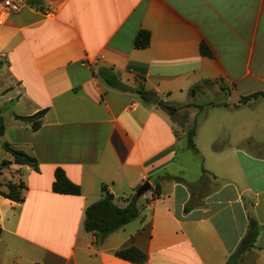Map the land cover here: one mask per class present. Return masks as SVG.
Listing matches in <instances>:
<instances>
[{
  "label": "crops",
  "instance_id": "1",
  "mask_svg": "<svg viewBox=\"0 0 264 264\" xmlns=\"http://www.w3.org/2000/svg\"><path fill=\"white\" fill-rule=\"evenodd\" d=\"M0 24V189L22 181V201L0 194V264H226L258 225L253 246L232 264H264V0H27ZM149 44L134 46L140 30ZM204 41L212 57L199 52ZM111 67L128 90L94 72ZM214 83L215 104L196 102L195 84ZM148 91L145 100L138 89ZM157 95L153 103L150 96ZM159 101L186 111L175 117ZM45 109L40 126L14 117ZM194 125L200 171L174 164ZM32 155L13 162L2 144ZM218 148L214 149L213 146ZM61 167L80 194L53 192ZM189 188L167 176H180ZM194 172V168H193ZM144 181L150 190L134 198ZM158 182L160 193L153 196ZM137 217L105 237L83 227L101 185ZM137 224H134L136 223ZM132 225V226H131ZM135 246L142 262L115 251Z\"/></svg>",
  "mask_w": 264,
  "mask_h": 264
},
{
  "label": "trees",
  "instance_id": "2",
  "mask_svg": "<svg viewBox=\"0 0 264 264\" xmlns=\"http://www.w3.org/2000/svg\"><path fill=\"white\" fill-rule=\"evenodd\" d=\"M150 34L147 30L140 29L134 37V46L136 48H143L149 44ZM199 52L202 55L212 57V52L209 49L208 45L201 41L199 44ZM94 74L99 75L102 77L105 82L115 88L121 90H128L129 88L125 86L122 82H120L117 75L113 72L111 67H99L96 72L93 71ZM200 84L193 85L189 92L190 94H194L196 89L199 87ZM138 93L145 99H148V91L139 88ZM258 96H264V92L256 91L252 92L247 95L240 96V102L245 103L251 99L257 98ZM159 106L164 108L169 114L173 115L176 110L178 109V105L159 101L157 103ZM45 109L39 110L31 115L21 116L14 114V117L26 121L30 123L32 130H37L41 124L40 118L44 114ZM194 125L186 130V135L188 139V144L194 148V144L192 141V137L194 135ZM4 132V124L3 119L0 114V136ZM4 149L8 151L12 157L13 162L18 164H27L33 166L34 169L37 170V160L32 155L25 153L21 150L11 147L9 144L4 143L2 144ZM214 149H217L218 146H213ZM9 162L6 160L0 161V175L1 169L3 166L7 165ZM207 174V171L202 168L201 176L196 182L187 183L182 177L180 176H167L170 179L186 183L189 188L193 187L195 184L202 182V179ZM54 179L51 184V189L53 192L62 193V194H71V195H78L80 194V186L73 181H71L65 174V171L61 167H56L53 172ZM2 185L0 180V186ZM6 189H0V194L4 197H7L14 201H22V190L25 188V184L22 181L19 182H7L5 184ZM101 196L96 201L88 204L84 209V220H83V227L86 231L92 232L93 234L99 237H105L109 233L115 231L116 229L120 228L124 224L128 223L129 221L133 220L137 217L139 209L134 204V202L128 203L126 206L121 207L118 206L114 200L113 195L107 190L106 185L102 184L101 187ZM153 196H157L160 193V186L159 183L156 182L154 184V188L152 190ZM258 234V225L254 218L248 214V225L247 231L245 235L239 242V245L234 254H232L226 264H232V258L236 256L238 253L245 251L247 248L254 245L256 237ZM0 235H1V227H0ZM115 254L125 260L131 262H142L146 259V254L138 249L137 247L131 245L129 247L120 249L115 251Z\"/></svg>",
  "mask_w": 264,
  "mask_h": 264
},
{
  "label": "rangeland",
  "instance_id": "3",
  "mask_svg": "<svg viewBox=\"0 0 264 264\" xmlns=\"http://www.w3.org/2000/svg\"><path fill=\"white\" fill-rule=\"evenodd\" d=\"M197 92H201L200 96H198L195 101L204 103V104H215L221 101V95H219L217 91V86L212 83H201L199 87L196 89ZM179 106H183V108H187L189 103H183V105L177 104ZM186 111L180 110L178 113L175 112L173 115L175 120L177 121L175 124V132L178 131L179 122L183 121L185 118ZM179 165H184L185 173L187 177H195L194 173L200 171L202 166V155L194 150H192L188 146L187 135H183L179 139V150L177 152L176 158L174 160V164L171 167L172 169H176ZM194 168V172H193ZM138 221H136L137 224ZM132 226V225H131Z\"/></svg>",
  "mask_w": 264,
  "mask_h": 264
},
{
  "label": "built area",
  "instance_id": "4",
  "mask_svg": "<svg viewBox=\"0 0 264 264\" xmlns=\"http://www.w3.org/2000/svg\"><path fill=\"white\" fill-rule=\"evenodd\" d=\"M27 0H0V24L27 6Z\"/></svg>",
  "mask_w": 264,
  "mask_h": 264
},
{
  "label": "water",
  "instance_id": "5",
  "mask_svg": "<svg viewBox=\"0 0 264 264\" xmlns=\"http://www.w3.org/2000/svg\"><path fill=\"white\" fill-rule=\"evenodd\" d=\"M150 100L153 103H156L158 100L157 95L153 94L152 96H150ZM150 187H151L150 183L148 181H144L142 184H140L137 187L135 194H134V198L136 199V198L142 196L145 192L150 190Z\"/></svg>",
  "mask_w": 264,
  "mask_h": 264
}]
</instances>
